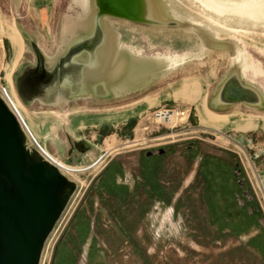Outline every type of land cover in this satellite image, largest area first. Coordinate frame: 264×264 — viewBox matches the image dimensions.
<instances>
[{"label":"rangeland","instance_id":"1","mask_svg":"<svg viewBox=\"0 0 264 264\" xmlns=\"http://www.w3.org/2000/svg\"><path fill=\"white\" fill-rule=\"evenodd\" d=\"M7 6L0 0V8ZM28 8H22L24 27L49 46L54 29L48 24L62 8L59 0L50 7ZM182 8L188 10L186 5ZM221 31L219 37L242 42L259 64L262 72L248 70L246 79L264 90V35ZM24 49L15 67V48L8 37H0V79L5 85L12 69L20 71L33 63L27 44ZM192 49L186 44H155L152 49L139 34V55L188 52L193 57L134 96L150 94L151 109L142 105L119 118L76 126L75 114L65 125L63 116L54 112L74 111L78 109L74 105L85 104L82 101L66 108L36 101L28 108L27 122L53 153L67 159L71 142L85 140L91 145L87 153L77 150L72 155V162L84 170L69 175L78 188L46 243L41 264H264V119L259 117L250 130L236 128L244 123L239 116L232 128L208 127L213 125L203 121L200 103L215 91L231 54L208 48L199 60ZM184 88L187 91L174 95ZM98 104L85 106L93 109L90 113L99 111ZM163 106L190 110V117L159 125L148 115ZM238 108L248 113L245 107ZM238 108L232 109L234 114ZM56 126L59 136L52 131ZM100 155L105 156L91 167ZM204 160H211L214 173L205 172ZM111 171L118 192L103 185ZM211 182L215 193L208 195ZM239 216L244 222L246 216L254 221L240 226Z\"/></svg>","mask_w":264,"mask_h":264},{"label":"water","instance_id":"2","mask_svg":"<svg viewBox=\"0 0 264 264\" xmlns=\"http://www.w3.org/2000/svg\"><path fill=\"white\" fill-rule=\"evenodd\" d=\"M54 1L5 0L7 8H0V19L14 21L33 55V63L20 71L12 69L13 85L5 81L26 122L28 108L36 101L58 108L82 101L84 106L78 103L74 111H53L56 117L63 116L65 125L75 114L76 126L119 118L142 105L153 108L150 94L139 99L134 96L193 57L188 52L139 55V34L152 49L155 44H186L199 60L209 53L208 48L229 52L231 62L215 91L202 97L201 104L206 102L217 114L216 120L226 125H232L237 116L244 125L264 119V90L246 79L248 70L258 74L261 67L242 42L237 45L233 39L219 37L221 30L264 35V24H235L232 14L246 16L208 8L199 0H186L187 4L184 0H59L62 8L48 24L54 29L48 46L40 35L24 27L22 8L50 7ZM185 5L188 10L182 8ZM12 88L26 112L20 109ZM93 102L99 103V111L89 113L93 109L87 107ZM82 107L87 109L80 110ZM234 108H238L236 114ZM52 129L59 133L58 126ZM44 147L56 160L74 168L79 166L72 162V155L77 150L87 153L91 145L85 140L71 142L67 159ZM77 188L76 181L30 145L18 117L0 95V264H41L46 243Z\"/></svg>","mask_w":264,"mask_h":264},{"label":"bare ground","instance_id":"3","mask_svg":"<svg viewBox=\"0 0 264 264\" xmlns=\"http://www.w3.org/2000/svg\"><path fill=\"white\" fill-rule=\"evenodd\" d=\"M199 1L203 5H206L208 8L213 7L216 10L229 11L232 13L237 12V13H240L241 15L246 16V18H241L240 16L232 14L233 16H230V18H232V22L235 24H240L241 26H243V25H255V24H259V23L264 24V0H199ZM229 8L232 10H230ZM247 16H248V18H247ZM0 37H8L10 39V41L12 42V44L15 48V52H16V59H15V65H16L17 62L20 61L19 59H21L23 57V54H24L23 50L25 51V49H24L25 41H24L20 31L18 30L16 24L14 23V21L12 19H9V18H5L4 20L0 19ZM22 52H23V54H22ZM21 54H22V57L20 58ZM12 73H13V70H11L9 72L8 78H9V81L13 85ZM185 87H189V85H187ZM187 89L188 88H184L182 90H179V91L175 92L174 95L177 97L178 93H180L184 90L187 91ZM12 91H13V94L17 98V102H18V105L20 106V109H22V111L26 112V108L24 107V105L22 104L20 99L17 97V94H16L14 88H12ZM199 111L201 113V117H202L203 121L211 123L213 125V126H208V127H211V128H214V129L220 131L223 126L224 127L231 126V128L233 126V125H226V123H223V122H218L216 120L218 118L217 114L208 109V107L206 106V102L203 104L202 108H201V106L199 107ZM21 113H22L23 117L26 119L23 112H21ZM253 125H254V123H248L247 125L237 124L236 128L239 130H246V129L248 130L249 128L253 127ZM102 159H103V157H101L99 160H97L95 163H93V165H91V167H93L94 165H95L94 167H97L96 164H98ZM59 163H61L64 167H67L64 163H62V162H59ZM70 169L72 170L71 172L74 175H76V172L84 170L81 167H74V168L70 167Z\"/></svg>","mask_w":264,"mask_h":264},{"label":"built area","instance_id":"4","mask_svg":"<svg viewBox=\"0 0 264 264\" xmlns=\"http://www.w3.org/2000/svg\"><path fill=\"white\" fill-rule=\"evenodd\" d=\"M0 95L1 97L5 100L7 105L10 107V109L15 113V115L18 117L22 128L24 129L28 141L30 145L36 149L45 159L49 160L56 166H58L66 175L71 174V169L70 167H64L61 163H59L44 147V145L39 141V139L36 137L34 134L33 130L31 127L28 125L26 120L23 118L22 114L20 113L18 107L16 106L10 91L5 85L2 80L0 79ZM191 111L187 109H182L180 107H158L155 108L150 112L148 116L149 118L155 121L159 125H169L172 123H177V121L185 118L187 116L190 117ZM105 155L102 157L104 158Z\"/></svg>","mask_w":264,"mask_h":264},{"label":"trees","instance_id":"5","mask_svg":"<svg viewBox=\"0 0 264 264\" xmlns=\"http://www.w3.org/2000/svg\"><path fill=\"white\" fill-rule=\"evenodd\" d=\"M205 161V162H204ZM203 162V167H205V172L207 173H214V170L213 168H211L212 166V163L210 162L211 160H204ZM218 163V162H217ZM227 168V167H226ZM228 169V168H227ZM107 178H109L110 180H107ZM214 178V177H213ZM213 178H210V181H212ZM103 185L107 186L108 188L112 189L114 192H118L119 190V186H116L115 185V179H114V171H111L110 173H107V176L106 178L104 179V183ZM101 187H102V184H101ZM123 188V187H122ZM209 192L213 195V193H215V188L212 187V182H211V187H210V184L208 183V195H209ZM227 193H230L227 191ZM210 199H211V202H212V197L210 195ZM227 201V197H226V200ZM212 207H216L213 203H212ZM246 222H244L242 219H241V216L238 217V220H239V225H244V223H247V224H250L251 222L254 221V219H251L250 217L246 216ZM84 221H82V224L84 225L83 223ZM234 224V222H233ZM239 226V227H240Z\"/></svg>","mask_w":264,"mask_h":264},{"label":"crops","instance_id":"6","mask_svg":"<svg viewBox=\"0 0 264 264\" xmlns=\"http://www.w3.org/2000/svg\"><path fill=\"white\" fill-rule=\"evenodd\" d=\"M9 74V73H8ZM7 79L9 80V78H8V75H7ZM125 120V119H124ZM98 122V121H97ZM95 123V122H94ZM100 123H102V122H100ZM219 131V130H218ZM221 131V130H220Z\"/></svg>","mask_w":264,"mask_h":264}]
</instances>
